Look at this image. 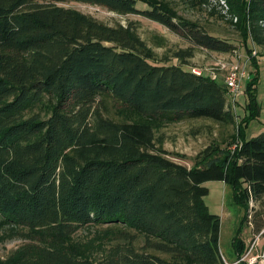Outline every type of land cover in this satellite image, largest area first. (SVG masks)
<instances>
[{
    "label": "trees",
    "instance_id": "16d2710c",
    "mask_svg": "<svg viewBox=\"0 0 264 264\" xmlns=\"http://www.w3.org/2000/svg\"><path fill=\"white\" fill-rule=\"evenodd\" d=\"M226 2L240 45L171 0H0V242L22 241L0 264H248L241 228L264 229V131L244 139L225 84L188 62L196 49L264 55V0ZM69 3L138 16L190 46L159 58L135 23L107 25ZM200 119L234 131L192 158L163 148L164 127ZM209 181L245 211L233 262L204 202Z\"/></svg>",
    "mask_w": 264,
    "mask_h": 264
},
{
    "label": "rangeland",
    "instance_id": "374dc122",
    "mask_svg": "<svg viewBox=\"0 0 264 264\" xmlns=\"http://www.w3.org/2000/svg\"><path fill=\"white\" fill-rule=\"evenodd\" d=\"M171 1L179 16L197 22L208 31L220 37L230 39L238 45L241 44L239 36L230 25L231 21L233 23L236 22V17L230 13V7L226 0H222L223 3L220 0H207V2H198L195 6H192L188 0ZM67 6L88 14L107 25L113 26L117 23L125 25L128 21L135 23L141 39L152 47L159 58L165 56L172 58L174 51L190 46V43L183 37L138 16H119L102 8L79 3H69ZM156 38H161L166 43L164 42V45L159 47L156 44ZM245 51L241 47L235 54L218 55L196 49L194 57L189 59L188 62L193 68L209 73L212 77L221 80L222 83H224L225 77L222 65L226 66L231 63L245 65L246 75L240 83L241 93L235 100V111L240 118H247V122L244 125L243 137L248 140L264 131V55L260 56L255 50H252V57ZM254 57H256L255 60L253 59ZM251 61L257 67L253 66ZM252 77H256L254 95L257 112L251 118L249 112H246L245 107L248 103L246 90ZM233 131L232 126H222L211 120L200 119L168 125L160 131V134L164 137L163 148L166 151L184 154L192 158L209 144L228 138ZM203 186L208 189V194L204 197L206 206L211 214L217 215L220 218V253L228 263L233 262L235 254L232 242L237 235V230L243 220L245 211L233 203L232 190L223 182L209 181L204 183ZM255 210H258V206L250 203L249 212L252 216ZM253 232L251 225H244L241 228L240 239L247 247L241 261H245L248 264H264V258H262L264 254V229L260 234ZM237 236L239 237V235ZM21 243L22 241L18 239L5 243L0 242V258H6Z\"/></svg>",
    "mask_w": 264,
    "mask_h": 264
},
{
    "label": "built area",
    "instance_id": "2783aa9c",
    "mask_svg": "<svg viewBox=\"0 0 264 264\" xmlns=\"http://www.w3.org/2000/svg\"><path fill=\"white\" fill-rule=\"evenodd\" d=\"M220 1H222V0H220ZM222 3H223V1H222ZM253 54H255V52H253ZM221 67H222L223 71L225 72L224 84L227 87L230 99L233 102L238 97V95L241 93L240 92V83H241V80L246 75L245 65H242L241 63H231V64L226 65V66L222 65ZM192 72L194 74L199 75L201 71L194 68L192 70ZM262 258H263V256H262Z\"/></svg>",
    "mask_w": 264,
    "mask_h": 264
}]
</instances>
